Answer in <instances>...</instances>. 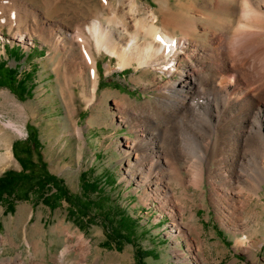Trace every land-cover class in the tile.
<instances>
[{
  "label": "rangeland",
  "instance_id": "1",
  "mask_svg": "<svg viewBox=\"0 0 264 264\" xmlns=\"http://www.w3.org/2000/svg\"><path fill=\"white\" fill-rule=\"evenodd\" d=\"M137 1L138 8L141 6L139 12L137 8L131 10L128 0H108L109 5L105 7H101L105 0H0V60L16 68L21 75L31 72L34 80L32 94L25 96L15 94L0 83V150L4 152L8 147L13 154L7 164L0 166V176L20 172L38 175L46 168L62 178L71 193L83 200L86 195L104 207L94 205L90 214H83L73 209L66 199L54 201V206L50 207L41 202L33 190L27 198L26 193L32 188L26 192L28 183H23L15 189L13 198L17 200L12 212L7 207L11 197L0 201L1 261L10 260V264H139L135 254L142 249L149 252L144 257L146 264H264V183L259 190L261 196L243 189V194L250 199L244 208L241 206L245 225L236 230L234 224L240 221L231 214L229 218L222 217L219 209L221 204L229 209L236 203L241 205L243 198L239 202V199L214 200L212 186L206 181L203 189L189 187L191 197L186 196L183 187L174 185L172 200L167 205L166 200L145 196L144 186H139L127 173L123 151L126 141L136 134L114 116L115 99L124 95L138 103L154 99L159 85L170 76L135 65L122 69L118 67L116 56L106 51L95 52L100 82L97 102L89 104L80 80L72 81L71 68L61 61V58L68 59L63 56L64 50L55 49L49 42L50 33L59 35L64 29L72 31L75 18L91 20L100 11H104L102 21L111 27L118 26L116 23L112 26L106 18L113 14L120 19L128 15L130 26H135L143 15V7L150 5L159 13L157 24L161 26L167 13L164 3L168 1L174 12L187 14L196 21L199 33L204 25H210L217 18L216 12L209 13L204 8L205 0ZM223 6L227 11L230 2L225 1ZM232 6L236 8L233 22L236 25L243 8L239 2ZM19 15L24 18L15 20ZM18 29L28 32L27 40H18ZM169 30L176 36H183L184 32L194 36L186 24L171 25ZM133 31L134 27L124 33L126 42ZM27 34L32 39H28ZM144 37L138 38L145 40ZM179 119L175 130L172 127V134H178L181 142L187 141L188 154L195 164L200 163L211 150L207 147L210 134L202 128L201 117L189 118L186 123L184 118ZM31 128L38 132L40 149L33 147L28 139ZM15 145L25 152V158L34 162L32 168H24L15 155ZM248 164L247 177L254 179L256 165ZM84 171H87V179L101 184L104 191L101 195L84 192L80 179ZM109 208L115 211L111 215L113 225L120 231L126 229L121 226L118 215L127 214L135 221L136 226L127 230L128 235L135 236L134 242L122 239L121 243L113 237L107 241L112 223L103 214L106 215L105 210ZM81 237L89 244L85 252L78 245Z\"/></svg>",
  "mask_w": 264,
  "mask_h": 264
},
{
  "label": "bare ground",
  "instance_id": "2",
  "mask_svg": "<svg viewBox=\"0 0 264 264\" xmlns=\"http://www.w3.org/2000/svg\"><path fill=\"white\" fill-rule=\"evenodd\" d=\"M107 1L101 2V7ZM225 1L230 2L227 11ZM128 2L131 10L141 7L137 0ZM205 2L204 8L209 13L216 12L217 18L210 25L206 22L201 33L193 18L174 12L168 1L164 3L167 13L161 26L157 24L159 13L150 5L143 7V15L135 26L131 25L134 31L128 42L124 35L132 28L128 15L124 19L114 14L106 17L111 25L118 24L111 27L102 21V9L91 20L75 18L72 31L62 29L59 35L50 33L48 38L55 49L64 50L63 56L68 59L61 61L71 68L72 81L80 80L89 104L97 102L100 82L95 52L116 56L122 69L135 65L170 76L159 85L154 99L140 103L128 95L115 99L114 116L136 134L125 143L126 171L139 186H144L145 196L166 200L167 205L174 185L183 187L186 196L191 197L189 187L203 189L206 181L212 186L214 200L239 202L243 198L241 205L236 203L229 209L221 204L219 209L222 217L229 218L231 214L240 221L234 224L239 230L245 225L242 211L250 199L243 189L261 196L259 190L264 183V0ZM234 2L243 8L236 25ZM23 18L19 15L15 20ZM178 24L189 26L194 36L187 32L176 36L169 30V26ZM18 30V40H27L28 32ZM139 36L146 39L140 40ZM28 39L32 36L28 35ZM175 74L177 77H173ZM192 117H201L202 128L210 134L207 147L211 150L197 164L188 154L187 141L181 142L178 134H172L179 118L186 123ZM12 156L8 147L4 152L0 150V166ZM247 164L256 165L254 179L247 177ZM78 245L83 252L89 247L82 237ZM0 264H10V260L0 259Z\"/></svg>",
  "mask_w": 264,
  "mask_h": 264
},
{
  "label": "trees",
  "instance_id": "3",
  "mask_svg": "<svg viewBox=\"0 0 264 264\" xmlns=\"http://www.w3.org/2000/svg\"><path fill=\"white\" fill-rule=\"evenodd\" d=\"M18 53V52H15ZM33 75L31 72L27 74H19L18 70L13 67L7 66V63L0 60V83L7 86L12 92L19 96L31 95L34 89V80H32ZM28 136L29 141L33 144V147L36 149L41 148V142L39 139V135L37 130L31 128ZM35 149V148H34ZM15 155L21 161L25 169H30L34 166V162L30 161L28 158H25V152L21 151L18 145L14 146ZM30 161V162H28ZM42 165V164H41ZM42 174L35 175L27 172H20V173H5L0 176V201L6 199L7 197H11V201L8 200L7 207L12 212L14 210L15 200V189L16 187L22 185L23 183L27 182V190L32 188L29 192L26 193L27 198L30 197L32 190L37 192V195L40 197V201L44 204L52 207L54 206L53 202L58 200L66 199L70 202L73 209L79 210L80 213H87L90 214L92 212V208L95 207L94 205H99L104 208L102 203L96 202L94 200H90L88 197L84 196V200L79 195H74L70 192L68 187L65 185V182L59 176L51 173L48 169L43 168ZM87 171L82 172L80 179L82 183V189L84 192L89 193L92 192L95 195H101L102 193V186L98 183L95 179H87ZM104 192V191H103ZM56 200H52V199ZM14 200V201H12ZM35 203L37 201L35 200ZM111 209V210H110ZM75 211V210H74ZM109 211V212H108ZM106 215L104 217L108 220L109 223H112L111 232L107 234V241L110 238H116L118 241L122 243V239L130 242H134V235H128L127 230L132 229L136 226L135 221L129 215L121 216L118 215L117 217L120 220L121 226L126 230L120 231L117 227L113 225L114 221L111 215L115 214V211L112 208L105 210ZM91 219V215L89 216ZM117 226V225H116ZM105 244H108L106 242ZM149 253V252H148ZM142 249H138L136 251V260L139 264H146L144 261V257L148 254Z\"/></svg>",
  "mask_w": 264,
  "mask_h": 264
}]
</instances>
